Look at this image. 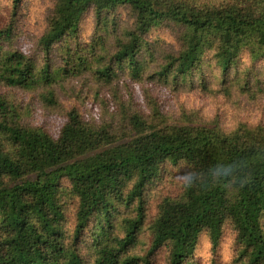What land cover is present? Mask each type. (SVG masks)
I'll list each match as a JSON object with an SVG mask.
<instances>
[{
  "label": "trees",
  "instance_id": "16d2710c",
  "mask_svg": "<svg viewBox=\"0 0 264 264\" xmlns=\"http://www.w3.org/2000/svg\"><path fill=\"white\" fill-rule=\"evenodd\" d=\"M9 1L0 89L34 97L21 109L0 92V264H153L160 251L164 264H184L202 235L215 252L225 229L232 264H264V125L233 112L225 127L220 112L206 118L181 105L173 116L155 93L186 83L236 112L262 106L264 0H49L40 66L6 49L25 0ZM88 13L93 38L72 45ZM159 26L173 38L157 52L147 40ZM39 102L63 118L55 138L29 122ZM161 166L178 174L180 192L149 222L147 188Z\"/></svg>",
  "mask_w": 264,
  "mask_h": 264
},
{
  "label": "rangeland",
  "instance_id": "374dc122",
  "mask_svg": "<svg viewBox=\"0 0 264 264\" xmlns=\"http://www.w3.org/2000/svg\"><path fill=\"white\" fill-rule=\"evenodd\" d=\"M49 0H25L22 4V9L19 16L16 18L17 23L13 28V36L10 40L6 42V49L16 48L25 54H30L38 58V54L35 52V41L38 33L40 32L42 22L41 16H43L45 10L44 6L49 5ZM10 12L11 4L9 0H0V27H4L10 22ZM116 14L118 15V22L120 26L129 25L131 18L128 12L123 8H117ZM94 27V20L90 13L86 14L83 22L80 26L79 38L77 41L72 42V45L76 43L90 42L93 36L90 31ZM172 34L164 28V26H159L152 29L149 33L148 43L151 44V48L160 52L161 49L166 48V44H170L172 41ZM171 47V44L169 45ZM147 57L148 54L143 51L138 57L142 61L143 58ZM41 59H37L36 65L40 66ZM259 70H264V63H258L256 66ZM209 70H206L207 73ZM85 75H83L84 77ZM86 77V76H85ZM88 77V75H87ZM196 87V86H195ZM190 84H184L177 91L174 89H163L158 87L155 90L158 102L165 101L162 104L163 112H169L173 116L178 115L179 106H183L184 109L198 110L204 117L210 118L220 112L222 125L229 127L232 123V114L235 112L238 119L247 120L251 124L261 123L264 125V100L260 103V107H245L241 108L239 112L233 110L231 106H228L222 101L215 98L206 97L200 93L198 90L190 89ZM0 92H8L9 100L13 102L16 106L24 109L26 104L34 97L33 92L28 91H8L0 89ZM142 99H145L144 95L141 94ZM140 99L139 96H135L134 102ZM241 103L239 105L248 104L245 100L240 99ZM144 103L143 112L149 111L148 106H146V101ZM64 106L71 107L73 103L63 102ZM43 104L35 105V110L32 111V116L29 122L33 125L40 126L52 137L57 136V132L60 129L63 118L59 117L60 113H50L46 108L42 107ZM179 177L178 174L172 172V167L161 166L160 177L150 184L147 188V201L149 205V217L148 221L151 222L152 218L155 216L156 209L160 201L166 197H176L180 190L178 186ZM69 207H71L70 212L74 208L73 202H68ZM92 232V224L87 228L84 235L82 236V247L81 253L87 262H90L89 258V248L90 239L89 235ZM149 241V234L141 236L137 246L134 248L135 252L142 254L145 250V245ZM234 254V241L233 236L228 229H225L221 237L219 246L215 252L210 250V244L205 235H202L198 241L196 250L194 254L189 257V259L184 264H232ZM165 254L160 251L154 258L153 264H164Z\"/></svg>",
  "mask_w": 264,
  "mask_h": 264
}]
</instances>
